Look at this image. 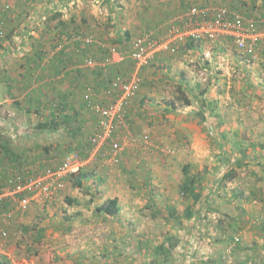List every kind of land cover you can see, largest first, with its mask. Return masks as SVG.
I'll return each instance as SVG.
<instances>
[{
  "label": "rangeland",
  "instance_id": "obj_1",
  "mask_svg": "<svg viewBox=\"0 0 264 264\" xmlns=\"http://www.w3.org/2000/svg\"><path fill=\"white\" fill-rule=\"evenodd\" d=\"M1 1L5 2L0 8L10 5L11 10L5 13H11L14 6L8 0ZM142 1L70 0L71 3L89 5L96 12L91 14L92 17L111 18L109 23L115 20L111 8H120V28L122 32H128L122 35L124 39L120 43L106 42L109 49L101 58H87L96 62L90 72L101 71L100 76L106 84L119 75L125 79L138 76L142 80L132 112L147 123L143 125L149 128V141L148 146H138L142 150L136 155L131 151L128 155L126 151L123 162L114 167L116 173L113 176L116 178L111 180L121 186L120 212L114 220L97 217L95 208L104 203L105 195L102 193L105 185L96 186L95 177L89 176L85 183L96 188L86 196L84 193L87 192L72 186L74 181L71 180L63 188L65 194L48 202V198L46 201L44 198L42 204L37 203L38 207L31 204L33 207L27 214H15L17 223L10 226L8 237H12L13 257L20 261L16 264H68L71 257L73 260L78 254H84L86 260L94 259L96 264H264V146L252 147L264 139L220 138V133L212 135L208 130L204 131V127L211 125L216 117L231 113L235 119L238 118L241 102L249 101L251 109L256 107V110L263 111L264 92L244 87L243 72L235 68L238 60L243 61L237 53L239 51L241 55L243 52L234 37L223 34L189 45L193 41L190 36H183L184 41H180L174 33L175 29L184 28L180 25L182 17L193 6L215 12L232 9L229 6L232 3L227 0H215L214 3L213 0H199L186 4L187 0H176L171 5L175 12L168 17L167 32L165 28L152 30L145 24L142 31L137 32L140 27L133 31L127 16L131 11L129 19L135 21V11L148 8ZM28 2L33 3L32 7L44 4L41 0ZM109 25L115 27L114 23ZM148 34L156 41L167 43L165 51L160 50L150 63L139 66L128 57L123 62H111L103 68L109 51L127 55L134 40ZM215 49L218 51L215 58L206 53ZM162 51L168 63L156 61V55ZM185 98L192 102L191 106L184 104ZM194 111L204 116V127L202 123L189 120ZM220 125L221 122L217 125L219 129ZM193 127L201 133L195 132ZM132 130L129 133L137 137ZM121 136L125 138L124 134ZM241 146H247L248 155L257 156L262 162L232 163ZM229 163L235 167L236 173L230 181L224 179L226 174H231L228 179L233 176L228 172L232 170ZM186 165H190L192 174L199 176L198 192L203 195L201 201L193 205L191 219H186V214L193 201H186L180 190ZM68 189L76 191L74 198L70 197L79 199V205H69L66 197L72 192L68 194ZM39 214L41 220L35 221L34 217ZM75 215L80 217L72 221L70 217ZM30 220L33 228H30ZM52 222L56 227H51L53 231L47 234ZM60 225L64 226L61 227L63 229ZM39 227L45 229L42 232L44 240L37 242ZM8 237L4 240L6 243ZM166 243L174 246L172 254H158L156 249ZM169 246L165 251L170 250ZM104 252L108 254L104 256Z\"/></svg>",
  "mask_w": 264,
  "mask_h": 264
},
{
  "label": "crops",
  "instance_id": "obj_2",
  "mask_svg": "<svg viewBox=\"0 0 264 264\" xmlns=\"http://www.w3.org/2000/svg\"><path fill=\"white\" fill-rule=\"evenodd\" d=\"M8 1L14 6L13 11L0 15V24L8 32L7 38L0 39V115L13 117L23 128V133L19 139L13 141L5 134L4 128L0 127V185L10 189L9 182L15 173L28 175L40 173L46 168H56L62 164L66 155L73 152L83 154L87 150L88 138L95 130L97 121L96 117L84 105V91L87 86H94L96 100L101 103H108L110 98L107 92L111 82L109 81L107 84L104 82L100 76L101 71H95L96 73L93 72L92 74L85 62L88 57H93L96 60L101 58L104 51L109 49L106 42L113 40L120 43L124 39L122 35L128 32L126 30L122 32L120 28L122 23H120L118 15L121 13L118 12L120 8L117 7L111 8L115 20L109 23L108 20L111 18L92 17L91 14L96 12L91 10L89 5L79 2L77 4L71 3L70 0H53L48 4L45 3L36 7H32L33 3H29V0ZM174 1L176 0H143V6L148 8H143V11H135V17L140 19L136 18L135 21L129 19L131 11L128 12L129 14L127 13L129 27L133 31L140 27L137 31L139 32L142 31L143 24H145L147 27L153 28L152 30L165 28L167 32L169 28L168 17L175 12L171 7ZM192 1L194 3L199 2V0L183 2L189 4ZM227 1L232 3L229 5L232 9L242 13L245 18L260 21L259 30L264 33V0ZM2 2L5 1H1L0 5H3ZM112 23L115 24V27H110L109 24ZM73 33H82L85 37L90 36L94 38L95 43L86 46L81 42L74 41L71 38ZM193 43L195 42L190 41L188 44L193 45ZM164 51L156 55L158 63L160 60H164L166 55ZM206 53L215 58L218 51L215 49ZM239 53L241 52L238 51L237 55L243 58V61L238 60L235 68L243 72V82H246L244 87L246 89H262L264 92V38L257 45L253 56L244 53L241 56ZM162 62L168 63L167 59ZM233 63H235L234 60ZM143 102L144 99L141 104ZM53 103H59L62 107L65 105L66 109L54 110L51 106ZM254 108L255 110L250 108L249 101L241 102L238 118L235 119L229 113V115L216 117L217 119L213 120L211 125H207V127H204L206 121L201 124L199 117L194 113L190 119H187L196 124H201L204 131L208 130L212 135L220 133V138L252 137L264 139V110L260 111L256 110V107ZM149 119L152 120L153 118ZM220 122L222 123L221 129L217 127ZM209 123L207 120V124ZM143 124L147 123H144L139 115H134L131 109L129 131L133 129L132 132L137 135L138 139L136 143L124 150L121 155V162H123L126 151L128 155L130 151L136 155L139 150H142L138 146H145L142 139L144 136H149V128ZM192 129L195 132L199 131V134L201 133L198 128L193 127ZM259 144L256 143L252 147L257 149L264 146V142ZM248 154L250 151L247 146H241L235 153L236 158L232 159V163L238 164L240 162L246 165L255 160L257 164L262 162L258 161L260 160L259 157ZM258 154L262 156V153L257 152ZM114 167H118V165L107 160H101L95 164H88L82 169V173H87L88 178L89 176L95 177L96 186L105 185L102 193L105 195L104 202L114 198L119 199L120 202L121 191L119 188L121 186L111 180L116 178L113 176L116 173ZM229 167V169H233L234 166L232 167L229 163ZM71 180L73 179L70 178L66 181L65 187ZM85 180L83 181V189L87 192L84 194L88 196L93 193L96 187L93 184L85 183ZM70 192L72 195H67L69 196L66 197L67 200L74 198L73 195L76 191L68 189V194H71ZM62 193H64L63 190L48 197L47 202L53 201ZM77 201L79 204L81 203L79 199ZM37 203L38 205L42 204L39 200L33 201L32 204L34 207H38ZM14 205L12 197H3L2 203H0V213ZM32 207L30 206V209ZM15 214L21 213L15 211ZM51 214L54 215L53 212ZM40 216L39 214L34 217V220L36 221L38 218L41 220ZM96 216L103 219H115V217L98 213ZM76 217L79 218L80 215L70 218L73 221ZM2 225L0 223V264L6 262H8L6 264L19 263L20 261H16L13 257L12 237L11 235L8 237V230L12 225ZM33 226L32 221L30 228ZM48 227L47 234L51 230L53 231L52 228L56 226L52 222ZM61 227L64 226L60 225ZM39 228L37 233L43 234L45 229ZM3 230L6 232L5 235L1 234ZM7 237L8 244L4 241ZM42 239L44 240V237ZM107 254L104 252V256ZM88 260L84 254H78L73 260L71 257L68 264H96L94 259Z\"/></svg>",
  "mask_w": 264,
  "mask_h": 264
},
{
  "label": "built area",
  "instance_id": "obj_3",
  "mask_svg": "<svg viewBox=\"0 0 264 264\" xmlns=\"http://www.w3.org/2000/svg\"><path fill=\"white\" fill-rule=\"evenodd\" d=\"M50 3L53 0H41ZM11 10L10 5L0 8V15ZM179 22V20H178ZM184 25L182 30L175 29L171 32L178 35L180 41H184L183 36H190L194 42H200L207 37L213 39L226 34L235 38L238 48L246 55L253 56L256 47L264 38V33L260 32V21L247 20L240 12L234 9L224 8L215 12L208 8L193 6L184 13L180 25ZM7 33L0 24V39H5ZM74 41L81 42L86 46L94 44V40L89 37L76 34ZM167 48V43H161L153 39L151 34L135 39L130 53L123 55L116 51H109V55L103 61V68L111 62H123L130 57L139 66L146 65L155 58L160 50ZM96 62L93 59L86 60V67L93 68ZM142 80L138 76L132 79H125L123 76H116L112 79L108 90V103H101L96 100L95 90L92 86H87L83 94V102L87 110L96 117V128L88 138L90 150L86 157L80 153L73 152L67 155L62 164L56 168H46L40 173L28 174L15 173L10 179V189L0 185V200L3 197H12L16 208H10L0 214V222L8 225L15 216V211L25 214L29 211L31 204L35 200L42 201L60 192L65 187V183L70 176L78 173L88 164H95L101 160H107L114 165H119L121 155L125 148L137 142V137L129 133V115L133 102L141 89ZM53 108L59 109L60 105L55 103ZM0 127L4 128L5 134L13 141H17L23 133L22 126L11 116L0 115ZM121 134L125 138L122 139ZM149 137L144 136L142 142L148 146ZM17 223V222H16ZM2 231L1 234L6 233Z\"/></svg>",
  "mask_w": 264,
  "mask_h": 264
},
{
  "label": "trees",
  "instance_id": "obj_4",
  "mask_svg": "<svg viewBox=\"0 0 264 264\" xmlns=\"http://www.w3.org/2000/svg\"><path fill=\"white\" fill-rule=\"evenodd\" d=\"M200 7H202V6H200ZM74 35L75 34L71 35V38H73ZM53 104H55V103H53ZM53 104L51 105L52 108H53ZM57 104H59V103H57ZM184 104L191 106L192 102L188 98H185ZM65 107H66L65 105L63 107L60 105L59 109H55V108H53V109L57 110V111H59V110L61 111L62 109L63 110L66 109ZM194 114L200 118L199 120L201 123H203L205 121L204 116L201 115V113L199 111L198 112L194 111ZM88 145H89V143H88ZM86 148H87V150L84 151L83 154L80 153L82 157H86V153L90 150V146H86ZM82 172L83 171L80 170L78 173L70 176V178L73 179V181H74L73 186L76 188H79V189H83V187H84L83 181L85 179H88L87 173H82ZM228 172L233 173V176L230 179H228L231 174H229V175L226 174V175H224V179L226 178L227 180L230 181V180L234 179V174H236V173L234 172V169L229 170ZM183 174H184V180H183V183L181 184L180 190L182 192V196L184 197V199L186 201H193L192 205L188 207L187 214H186V219H191V217H193V214H194L193 205L195 206L196 204H198L201 201L203 195L201 192L200 193L198 192L199 191L198 187H199V183H200L199 176L192 174V172L190 170V165H186L183 167ZM67 202L69 203V205H74V204L79 205L78 201L74 200V199H68ZM0 203H2V200H0ZM8 209H10V208L4 209L1 213H3L4 211H6ZM95 212L98 214H102V215L110 216V217L117 216L120 212L119 199L114 198V199L106 200L104 203H102L101 205H98L95 208ZM13 217L14 218L12 219V221L8 225L14 226L15 223L17 222L16 216H13ZM3 225H6V224H3ZM42 238H43V234H38L36 241L40 242ZM167 246H169L168 243L160 245L156 249V252L158 254L167 252L168 256L171 255L172 254L171 251L174 249V246H171V247L169 246L170 250L168 249V251H165V249H167L166 248ZM6 263H8V262H6Z\"/></svg>",
  "mask_w": 264,
  "mask_h": 264
}]
</instances>
